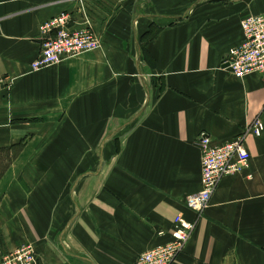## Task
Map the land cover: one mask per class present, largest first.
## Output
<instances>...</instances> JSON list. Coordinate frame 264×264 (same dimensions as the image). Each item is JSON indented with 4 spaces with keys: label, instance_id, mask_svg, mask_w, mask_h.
Returning <instances> with one entry per match:
<instances>
[{
    "label": "crops",
    "instance_id": "crops-1",
    "mask_svg": "<svg viewBox=\"0 0 264 264\" xmlns=\"http://www.w3.org/2000/svg\"><path fill=\"white\" fill-rule=\"evenodd\" d=\"M0 0V261L31 244L37 264H134L170 239L199 191L206 133L220 145L259 117L248 166L225 176L173 264H264V83L224 59L264 0ZM161 0L158 5H164ZM90 19L99 46L31 71L38 27ZM8 160V161H9Z\"/></svg>",
    "mask_w": 264,
    "mask_h": 264
},
{
    "label": "built area",
    "instance_id": "built-area-1",
    "mask_svg": "<svg viewBox=\"0 0 264 264\" xmlns=\"http://www.w3.org/2000/svg\"><path fill=\"white\" fill-rule=\"evenodd\" d=\"M70 23L71 15L63 12L39 25L40 49L30 64L32 72L56 65L65 57L98 48V39L86 14L81 27L74 28ZM239 25L243 40L226 53V68L238 79L256 73L264 83V12L246 15ZM12 82L8 77L0 78V89H9ZM262 128L260 118L256 117L237 137L220 145L213 144L206 133L199 135L196 143L201 155V187L185 198V205L194 212L195 218L188 220L178 213L169 232L170 239L140 253L134 264H173L176 261L221 180L247 168L249 153L244 141L248 135L258 136ZM0 264H37V255L31 244H23L4 255Z\"/></svg>",
    "mask_w": 264,
    "mask_h": 264
},
{
    "label": "rangeland",
    "instance_id": "rangeland-1",
    "mask_svg": "<svg viewBox=\"0 0 264 264\" xmlns=\"http://www.w3.org/2000/svg\"><path fill=\"white\" fill-rule=\"evenodd\" d=\"M153 11H169V10H179V8L186 7L188 5V0H166L165 4L160 6L158 3H161V0L152 1ZM18 147H12L9 151H0V171L8 165V157L10 153L17 151Z\"/></svg>",
    "mask_w": 264,
    "mask_h": 264
},
{
    "label": "trees",
    "instance_id": "trees-1",
    "mask_svg": "<svg viewBox=\"0 0 264 264\" xmlns=\"http://www.w3.org/2000/svg\"><path fill=\"white\" fill-rule=\"evenodd\" d=\"M23 142L24 141L22 140V142H20L18 145H16L18 147V149H17V151L15 153H17L20 150V148L23 146ZM4 150L5 149L0 150V151L2 152ZM6 151H9V150L7 149ZM15 153H13V154H15ZM8 162H10V160ZM5 168H6V166L0 171V177H1V174L3 173V171L5 170Z\"/></svg>",
    "mask_w": 264,
    "mask_h": 264
},
{
    "label": "water",
    "instance_id": "water-1",
    "mask_svg": "<svg viewBox=\"0 0 264 264\" xmlns=\"http://www.w3.org/2000/svg\"><path fill=\"white\" fill-rule=\"evenodd\" d=\"M225 66H227V64H225Z\"/></svg>",
    "mask_w": 264,
    "mask_h": 264
}]
</instances>
